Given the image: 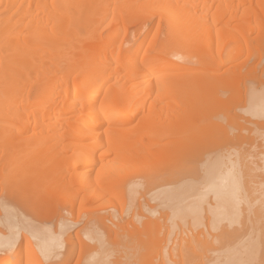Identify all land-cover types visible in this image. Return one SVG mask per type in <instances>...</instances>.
<instances>
[{
  "label": "bare ground",
  "instance_id": "1",
  "mask_svg": "<svg viewBox=\"0 0 264 264\" xmlns=\"http://www.w3.org/2000/svg\"><path fill=\"white\" fill-rule=\"evenodd\" d=\"M0 264H264V0H0Z\"/></svg>",
  "mask_w": 264,
  "mask_h": 264
},
{
  "label": "rangeland",
  "instance_id": "2",
  "mask_svg": "<svg viewBox=\"0 0 264 264\" xmlns=\"http://www.w3.org/2000/svg\"><path fill=\"white\" fill-rule=\"evenodd\" d=\"M238 63H242L243 62V58H238V60L236 61ZM232 64V63H231ZM220 71V70H219Z\"/></svg>",
  "mask_w": 264,
  "mask_h": 264
}]
</instances>
